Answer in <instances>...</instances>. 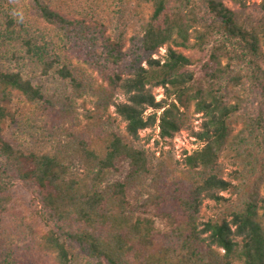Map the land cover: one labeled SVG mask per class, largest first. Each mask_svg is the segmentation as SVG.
Segmentation results:
<instances>
[{"label":"trees","instance_id":"trees-1","mask_svg":"<svg viewBox=\"0 0 264 264\" xmlns=\"http://www.w3.org/2000/svg\"><path fill=\"white\" fill-rule=\"evenodd\" d=\"M110 1L77 17L67 0H0V264H264V0H120L116 24ZM61 38L123 98L125 135L102 149L74 132L92 87L53 54ZM192 107L200 148L155 163L141 132L172 139ZM164 205L166 231L148 215Z\"/></svg>","mask_w":264,"mask_h":264},{"label":"rangeland","instance_id":"rangeland-1","mask_svg":"<svg viewBox=\"0 0 264 264\" xmlns=\"http://www.w3.org/2000/svg\"><path fill=\"white\" fill-rule=\"evenodd\" d=\"M93 1L94 0H67V3H64L63 5L61 4V6H68L66 9L67 12H70L69 9H71V12L79 17L80 12L77 14L73 9V5L77 6V8L86 7L89 6V4H91ZM119 1L120 0H113L109 2V4H113L108 6L109 9L106 8V10L111 15H113L112 10L116 9V5L119 4ZM113 17L114 23L116 24L118 22L117 20L120 18L119 14H114ZM27 20L31 19L28 18ZM30 26L35 28L40 27L41 29L46 27L38 21H33L32 25ZM132 34V29H129L124 42V51L129 47L128 39L132 36ZM53 44V54L60 58L62 62H66L68 65H70L76 74L81 79H84L86 83H89V85L92 87V90H88L86 95H84L81 99H78L76 102L77 118L79 120V123L73 126L76 135H85L88 143L97 150L104 147V142L113 132L124 136L125 124L116 115L113 105L114 102L123 100L119 91L108 85V83L101 79L96 72L89 69L81 60L74 57V53L67 51L66 40L64 38H61V40H55ZM165 50V48L160 49L159 54L155 55L154 58L157 59L159 56H163L165 54ZM183 53L185 55H192L191 52L184 51ZM51 86L58 92H64V90L67 89L64 82H62L57 76L52 77ZM154 94L156 95L157 101L164 97V91L162 89H155ZM14 108L12 107L11 109ZM181 110L183 109L181 108ZM190 112L189 125L177 133L172 139L161 140L158 136V130H148L141 132V140L138 145L141 148H144L145 150L155 154V163L158 161H163L167 163V166L174 167L176 166L177 161L182 160L185 152L190 154L200 148L201 145L196 141V138L192 133L198 132L200 130V124L202 123L203 118L200 114L194 113L193 107ZM39 126L43 127L44 123H39ZM240 130V126L234 127L232 130L231 139L236 138ZM54 137L55 139L58 138L57 136ZM60 139L61 142H65L66 136L64 135ZM232 155V153H226L219 161V167L222 176L227 180L231 179L230 176L232 175V172L236 170L235 165L237 163L233 159ZM111 178V181H113L117 180L119 177L117 175H113ZM224 196L226 198L230 197L229 194H225ZM175 208L176 207L172 205H164L159 209L150 207L148 208V215L154 218L155 226L158 229L166 231L169 229L167 221L171 213H174ZM216 209L218 208L213 203L206 202L201 211V218L203 220L210 219V217L214 216V211ZM181 212L182 211L180 209L179 211L177 210V213Z\"/></svg>","mask_w":264,"mask_h":264}]
</instances>
